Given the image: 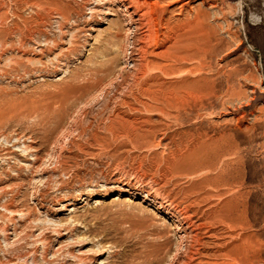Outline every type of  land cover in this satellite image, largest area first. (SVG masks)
I'll use <instances>...</instances> for the list:
<instances>
[{
  "label": "rangeland",
  "instance_id": "obj_1",
  "mask_svg": "<svg viewBox=\"0 0 264 264\" xmlns=\"http://www.w3.org/2000/svg\"><path fill=\"white\" fill-rule=\"evenodd\" d=\"M139 1L0 0V264H264V0Z\"/></svg>",
  "mask_w": 264,
  "mask_h": 264
},
{
  "label": "bare ground",
  "instance_id": "obj_2",
  "mask_svg": "<svg viewBox=\"0 0 264 264\" xmlns=\"http://www.w3.org/2000/svg\"><path fill=\"white\" fill-rule=\"evenodd\" d=\"M131 2H130V4L128 3V0H123V2H124V6L125 7H129L130 8V6H132L131 5V3L132 4H135V5H137L138 3H140V1L139 0H130ZM142 5V4H141ZM143 6V5H142ZM137 7V6H136ZM141 7V6H140ZM138 8H139V6H138ZM147 11V10H146ZM149 11H150V9H149ZM144 12V11H143ZM152 12V11H151ZM140 13V12H139ZM145 13V12H144ZM144 13H142V14H144ZM130 14L133 16V17H135V20L133 19V23H134V28L135 27H137V25H138V27L140 26V23H138L139 21H138V19H139V16H137L138 15V13L136 12V10H135V8H133V10L132 11H130ZM141 14V15H142ZM147 14V13H146ZM149 15V14H148ZM147 18H149V17H147ZM188 19V18H187ZM154 24V23H153ZM131 26V25H130ZM185 26V25H184ZM194 26V25H193ZM132 27V26H131ZM131 27L129 28V29H131ZM155 27V26H154ZM172 29V28H171ZM151 30V29H150ZM194 30H196V29H194ZM152 31V30H151ZM175 32V31H174ZM192 32V31H191ZM184 34V33H183ZM147 35V34H146ZM155 35V34H154ZM116 36H119L118 35V33L116 34ZM149 36V35H148ZM159 38V37H158ZM192 38V37H191ZM147 39V38H146ZM137 40V39H136ZM170 40V39H169ZM177 40V39H176ZM143 41V40H142ZM141 41V42H142ZM176 43V42H175ZM177 44V43H176ZM198 44V43H197ZM143 46V45H142ZM114 48V47H113ZM175 48V47H174ZM188 48V47H187ZM200 48V47H199ZM190 50V49H189ZM198 50V49H197ZM195 51V50H194ZM140 52V51H139ZM153 52V51H152ZM179 52V51H178ZM197 52V51H196ZM189 52L188 51H186V50H182V52H180L179 53V56H178V58H180V59H182V60H184L185 61V59H188L189 58V54H188ZM140 56V55H139ZM177 58V57H176ZM175 58V59H176ZM135 62V61H134ZM169 63V62H168ZM163 66V65H162ZM164 66H165V64H164ZM180 66V65H179ZM181 70V69H180ZM169 71V69H165L164 70V72L165 73H167ZM147 72V71H146ZM172 72V71H171ZM175 75V74H174ZM154 76V75H153ZM171 76V75H170ZM146 79V78H145ZM172 83V82H171ZM161 84V86H162V83H160ZM159 84V85H160ZM177 84V83H176ZM165 85V84H164ZM179 85V84H178ZM173 86V85H172ZM158 91V90H157ZM159 91H160V88H159ZM172 92V91H171ZM165 96V95H164ZM129 105V104H128ZM131 108V107H130ZM41 158V157H40ZM225 179V178H224ZM210 194V193H209ZM219 199V198H218ZM231 198H229V200H230ZM223 201V200H222ZM231 202V201H230ZM219 207V206H218ZM8 209V208H7ZM236 210V209H235ZM211 211V210H210ZM219 213V212H218ZM236 213V212H235ZM226 214V213H225ZM239 215V214H238ZM243 215V214H242ZM244 216V215H243ZM237 218V217H236ZM222 219V218H221ZM193 220V219H192ZM190 221V220H189ZM222 222V221H221ZM245 224V223H244ZM208 225V224H207ZM186 227V226H185ZM175 229L177 228V226H175L174 227ZM157 231V230H156ZM227 231V230H226ZM221 232V231H220ZM189 233V232H188ZM195 235V234H194ZM222 235V234H221ZM189 236V235H188ZM209 237V236H208ZM188 240V239H187ZM242 240V239H241ZM246 242V241H245ZM192 244V243H191ZM229 245V244H228ZM247 246V245H246ZM240 247V246H239ZM156 252V251H155ZM245 252V251H244ZM237 254V253H236ZM243 254V253H242ZM189 255V254H188ZM248 257V256H247ZM191 260V259H190ZM184 261V260H183ZM212 261V260H211ZM203 262H205V260L203 261ZM235 262V261H234ZM241 263V262H240ZM200 264V263H199ZM232 264V263H231Z\"/></svg>",
  "mask_w": 264,
  "mask_h": 264
}]
</instances>
